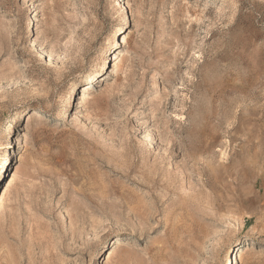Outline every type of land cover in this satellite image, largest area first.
<instances>
[{
    "label": "rangeland",
    "instance_id": "rangeland-1",
    "mask_svg": "<svg viewBox=\"0 0 264 264\" xmlns=\"http://www.w3.org/2000/svg\"><path fill=\"white\" fill-rule=\"evenodd\" d=\"M118 1L0 0V264H264V0Z\"/></svg>",
    "mask_w": 264,
    "mask_h": 264
},
{
    "label": "bare ground",
    "instance_id": "bare-ground-1",
    "mask_svg": "<svg viewBox=\"0 0 264 264\" xmlns=\"http://www.w3.org/2000/svg\"><path fill=\"white\" fill-rule=\"evenodd\" d=\"M117 6H118V8L123 12L122 13V22H124V21H126L127 20V12H126V10H127V4H126V0H119L118 2H117V4H116ZM28 6V4L27 3H24V7H27ZM35 17L34 16H32V14H29L28 15V17L25 19V22L26 23H28V26H27V34H30V35H33L34 34V31H35V27H34V24H33V19H34ZM29 26H31L30 28V30H29ZM121 44V43H120ZM115 53V52H114ZM119 56H120V54L119 53H117L116 55H115V57H114V59H112L111 61L112 62H115L116 63V61L118 60V58H119ZM111 65V64H110ZM107 66H108V64H107V62H104L102 65H101V70L102 69H105V70H107L106 68H107ZM116 66V64H114V67ZM112 66H109L108 67V69H110ZM87 87L88 86H85L84 87V92H85V94L88 92L87 90ZM71 96V95H70ZM67 103V106L66 107H70L71 106V104L73 103L72 102V97H70V99H69V101L68 102H66ZM65 107V106H64ZM65 109V108H64ZM36 114V113H35ZM37 115V114H36ZM38 116V115H37ZM15 156V155H14ZM17 161V160H16ZM9 163V162H8ZM5 165H7V163L5 164ZM9 177H10V175H9ZM15 178H16V174H14L13 176H12V178H11V180H10V182H9V184L6 186V187H2V189H0V210H1V207H2V205L4 204V202H5V200H6V198H7V194H8V190H7V187L8 186H10V184H12L14 181H15ZM226 264H232V262L230 261V258H229V260L227 261V263Z\"/></svg>",
    "mask_w": 264,
    "mask_h": 264
}]
</instances>
